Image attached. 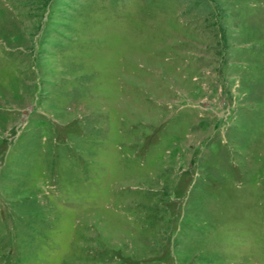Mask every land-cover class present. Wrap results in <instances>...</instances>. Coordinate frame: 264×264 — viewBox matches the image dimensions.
Instances as JSON below:
<instances>
[{
	"label": "rangeland",
	"instance_id": "1",
	"mask_svg": "<svg viewBox=\"0 0 264 264\" xmlns=\"http://www.w3.org/2000/svg\"><path fill=\"white\" fill-rule=\"evenodd\" d=\"M0 264H264V0H0Z\"/></svg>",
	"mask_w": 264,
	"mask_h": 264
}]
</instances>
